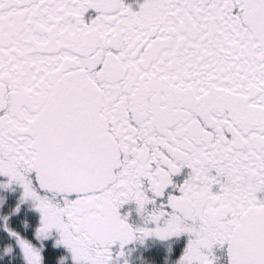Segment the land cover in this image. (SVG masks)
Wrapping results in <instances>:
<instances>
[{
  "label": "snow or ice",
  "instance_id": "6c2138e0",
  "mask_svg": "<svg viewBox=\"0 0 264 264\" xmlns=\"http://www.w3.org/2000/svg\"><path fill=\"white\" fill-rule=\"evenodd\" d=\"M0 264H264V0H0Z\"/></svg>",
  "mask_w": 264,
  "mask_h": 264
}]
</instances>
